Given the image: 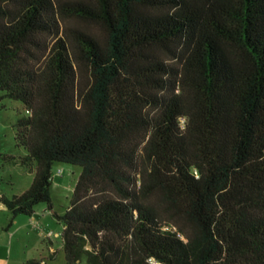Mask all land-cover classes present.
<instances>
[{
	"label": "trees",
	"instance_id": "trees-1",
	"mask_svg": "<svg viewBox=\"0 0 264 264\" xmlns=\"http://www.w3.org/2000/svg\"><path fill=\"white\" fill-rule=\"evenodd\" d=\"M4 98L66 264H264V0H0Z\"/></svg>",
	"mask_w": 264,
	"mask_h": 264
},
{
	"label": "rangeland",
	"instance_id": "rangeland-1",
	"mask_svg": "<svg viewBox=\"0 0 264 264\" xmlns=\"http://www.w3.org/2000/svg\"><path fill=\"white\" fill-rule=\"evenodd\" d=\"M17 115H26L20 102L6 98L0 100V191L8 197L25 191L33 177V173L2 158L5 154L15 156L22 150L14 142ZM80 171L79 166L61 162L53 164L50 185L52 209L49 211L44 203L36 205L32 214L36 217L34 221L31 216L11 218L8 211L0 212V264H24L27 259L40 256L46 259L47 264H66L60 236H51L55 253L50 255L46 248V234H61L62 225L52 212L62 214L67 209ZM9 222L11 225L7 227ZM77 264H86L85 257L82 256Z\"/></svg>",
	"mask_w": 264,
	"mask_h": 264
},
{
	"label": "crops",
	"instance_id": "crops-1",
	"mask_svg": "<svg viewBox=\"0 0 264 264\" xmlns=\"http://www.w3.org/2000/svg\"><path fill=\"white\" fill-rule=\"evenodd\" d=\"M14 195H16V194H14ZM1 196H7L5 193H3V191H0V197ZM8 197V196H7ZM9 198V197H8ZM5 211H7L6 210V208L4 207V205L1 203V201H0V212H5ZM50 211V210H49ZM36 219V217L34 216V215H31V220L32 221H34ZM11 225V223L9 222L8 224H7V227H9ZM1 226H3V225H1ZM1 228V227H0ZM46 237V236H45ZM46 241H47V246H46V248H47V250H48V252L50 253V255L52 254H54L55 253V250H54V246H53V241L51 240V237H46ZM61 243V242H60ZM61 247H62V244H61ZM33 258H35V259H41V261H42V263L43 264H47V261H46V259L43 257V256H40V257H33Z\"/></svg>",
	"mask_w": 264,
	"mask_h": 264
},
{
	"label": "built area",
	"instance_id": "built-area-1",
	"mask_svg": "<svg viewBox=\"0 0 264 264\" xmlns=\"http://www.w3.org/2000/svg\"><path fill=\"white\" fill-rule=\"evenodd\" d=\"M46 235H47L48 237H51V236L59 237V236H60V233H50V232H48Z\"/></svg>",
	"mask_w": 264,
	"mask_h": 264
}]
</instances>
